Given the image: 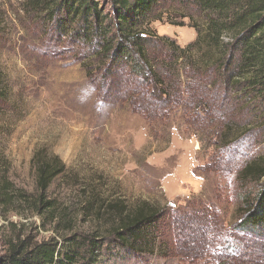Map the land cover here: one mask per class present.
<instances>
[{
    "label": "rangeland",
    "instance_id": "374dc122",
    "mask_svg": "<svg viewBox=\"0 0 264 264\" xmlns=\"http://www.w3.org/2000/svg\"><path fill=\"white\" fill-rule=\"evenodd\" d=\"M20 1L0 0V70L9 85L0 127L9 177L34 194L31 160L37 149L58 157L64 172L47 192L53 213L0 215V254L7 241L42 242L92 231L101 203L132 206L145 200L163 213L155 252L121 260L114 249L104 264H264V233L240 226L246 200L255 199L260 181L239 177L264 155L263 121L221 86L215 88L211 76L202 80L201 93L167 104L165 118L136 114L116 70L111 89H104L98 76L106 62L84 61L60 43L58 48L39 19L23 13ZM183 13L168 11V20L183 21V27L170 25L166 15L152 22L155 35L182 48L193 42L196 33L180 18ZM185 66L165 71L169 87L174 80L189 82ZM102 213L104 220L108 209ZM60 215L69 229L57 224Z\"/></svg>",
    "mask_w": 264,
    "mask_h": 264
},
{
    "label": "trees",
    "instance_id": "16d2710c",
    "mask_svg": "<svg viewBox=\"0 0 264 264\" xmlns=\"http://www.w3.org/2000/svg\"><path fill=\"white\" fill-rule=\"evenodd\" d=\"M20 2L23 13L31 20L39 19L46 35L54 37L58 48L78 52L84 61L100 58L106 62L98 76L104 89H111L110 77L116 70L114 76L118 75L126 84L125 99L136 114L147 119L151 115L165 118L170 112L167 104H173L174 98L187 99L201 93L202 80L211 76L215 88L221 86L238 105L264 123V0ZM171 9L182 10L180 18H187V25L196 33L195 40L184 48L169 37L155 35L151 28V23L163 20L164 15L170 25L183 27V21L168 20ZM52 50L55 55L62 52ZM181 63L187 65L185 76L189 82L181 84L174 80L169 87L163 74L171 65L174 68ZM197 75L200 80L190 83ZM8 92V82L0 70V104L6 102ZM151 99L156 101L153 108H149ZM194 101L193 97L191 102ZM3 134L0 127V215L53 213L56 206L47 198V192L63 174L64 165L58 157L37 149L31 160L35 193L22 191L10 180L11 165L4 152ZM239 177L240 181L243 178L260 181L255 199L246 200L240 226L264 233V155L260 163L246 165ZM104 207L108 215L101 220ZM94 210L97 227L92 231L73 232L59 240L7 241L5 251L0 254V264H104L105 258L113 256L114 249L121 260L155 252L163 214L158 206L139 200L132 206L121 202L107 206L101 203ZM59 223L64 225L63 230L69 229L63 215L59 216Z\"/></svg>",
    "mask_w": 264,
    "mask_h": 264
}]
</instances>
